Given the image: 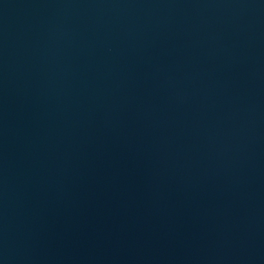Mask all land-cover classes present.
Returning a JSON list of instances; mask_svg holds the SVG:
<instances>
[{
	"label": "water",
	"instance_id": "95a60500",
	"mask_svg": "<svg viewBox=\"0 0 264 264\" xmlns=\"http://www.w3.org/2000/svg\"><path fill=\"white\" fill-rule=\"evenodd\" d=\"M0 264H264V0H0Z\"/></svg>",
	"mask_w": 264,
	"mask_h": 264
}]
</instances>
